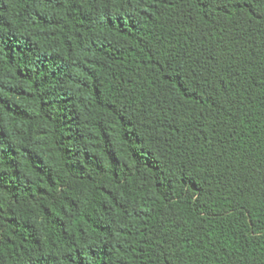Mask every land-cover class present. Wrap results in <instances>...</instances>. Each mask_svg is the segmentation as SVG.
<instances>
[{"label": "trees", "instance_id": "16d2710c", "mask_svg": "<svg viewBox=\"0 0 264 264\" xmlns=\"http://www.w3.org/2000/svg\"><path fill=\"white\" fill-rule=\"evenodd\" d=\"M0 264H264V0H0Z\"/></svg>", "mask_w": 264, "mask_h": 264}]
</instances>
